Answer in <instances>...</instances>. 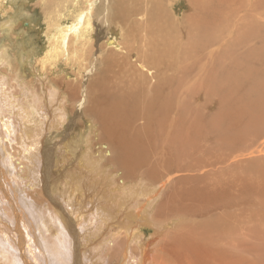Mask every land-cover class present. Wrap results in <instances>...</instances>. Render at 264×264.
Instances as JSON below:
<instances>
[{
  "label": "rangeland",
  "instance_id": "374dc122",
  "mask_svg": "<svg viewBox=\"0 0 264 264\" xmlns=\"http://www.w3.org/2000/svg\"><path fill=\"white\" fill-rule=\"evenodd\" d=\"M115 1H118L120 5L123 6V10H125V13L123 12V14L118 18L109 12L110 10L114 9L112 4ZM154 5L158 7V9H156L157 13L155 12V16L152 13V7L153 9L155 8ZM208 9H212V11L208 13ZM10 18L13 25L10 29H7L5 22L7 21L6 19L10 20ZM214 19L217 21L213 22ZM156 20L162 21L160 23L162 27L165 28V32L158 30ZM77 21L80 23V25ZM132 22H135V24L138 25L133 26L131 25ZM201 23H203V25ZM88 24L91 25L88 26ZM82 26L84 28H82ZM202 28L205 32L202 31ZM111 29L113 30L111 31ZM78 30L82 32V34L78 32ZM197 31L201 34L203 39L206 38V42L203 41L204 44L202 42H195L192 40L193 33H196ZM65 34L67 35V38ZM63 37H65V42H60ZM119 37L121 39H123V37L127 39L119 41ZM109 39L114 40V43L116 41V43L119 45L124 46H126V43L127 46L131 43L130 48L133 47L135 50L132 48L130 49L132 50V53L134 52L130 61L134 60V62L130 64L128 59L121 60L116 59L115 57L114 58L116 61L114 62L115 59L111 57L115 54L114 51H112V55H110L111 59L107 58L105 60L104 58L105 61H103L102 53L108 49L107 44ZM57 42H60V45H58ZM62 42L64 44L66 43V45H64ZM163 42L164 45H168V43L170 44L168 47L170 48L171 46V51L165 49L168 54L165 56V58H161L162 60L160 59L157 62L159 64L158 67L157 63L153 64L154 61L152 60L151 56L154 52L152 48L155 44H158V48L161 49L164 46ZM189 43L192 44L193 52L189 47V45H191ZM3 45L6 46V52L9 56L11 55L9 57L11 59L14 58L15 60L16 55L21 51L22 47L29 54L25 59L26 61L24 60V64H22V67L20 68L22 70V72H20L22 73L21 75H16L14 64H12L11 67L8 65H1L0 93L6 94L7 96L0 98V106L3 105L7 98L15 100V97L18 98L17 96H20L22 99H24L21 103L23 105L25 101H27L25 98L27 99L28 97L25 95L22 96V90L24 89L36 94L37 97L40 94L39 98H42L39 103L41 105L38 104V102L37 104L38 106L44 108L42 112L43 114L41 113L42 116L39 118V114L37 116L36 111L32 110L31 112L30 110V115L34 116V119L37 118L41 122L40 124L42 125V133H40L41 137L38 140H42L41 142L45 146L42 148V150H44V152L47 154L50 153L48 154V157L52 156V150L63 154L64 152L61 150L64 151V149L60 148V150L59 146L65 141V139L70 138L69 142L73 141L79 142L81 144L78 147L79 150L77 149L80 151L79 153L85 151V153H88L89 155L91 154V158H93L98 164L97 166L99 173L106 172L110 176L111 181H119V184L131 181L132 186H134L135 183V189H128L129 191L125 189L126 191L124 190V193L121 191V194L125 195L128 193L130 194L133 192V190H138V192L136 191L134 193H137V196L130 194L132 195L130 196L132 204H139L144 199V196H140V194H142V189L139 187L136 188L137 184L140 183L143 185H149L150 187L154 186V191L157 190L155 191L157 197L155 195V200L152 199V202L154 203L153 206L155 205V207L150 210L151 217H149V219L152 221V223H146L140 226V230L144 234L145 239L150 237L151 234H153V232L157 231L158 229L157 233H159V235H156L158 237H155L153 240V246H156L157 249L156 247H153L151 248L152 251L150 252V261L152 263L159 262L157 260V256L160 253L159 251L162 249L163 252L160 253L162 256L160 259L162 260V264H195L193 262L194 260L198 261V264H264V121L260 122L261 119H257L255 117L256 113L253 108H246L241 112V114L238 115V121L242 119V121L245 122L246 120L244 121L243 119L246 116L248 120L249 118L252 120L253 117L254 120H256L254 122L259 123H253L254 126L251 127L250 131L246 130L244 132L238 133L239 137L236 139L233 137L231 138V136H227L225 134V130L230 129L231 127H227L228 123L223 119V117H227V112H232L236 107L242 108L243 104L241 102L234 103L232 101L233 99H231V97L236 96L237 92L239 93L241 91L238 88L235 89V85H232L231 82H229L226 78H223L220 82L222 91L220 94L219 92L213 91L210 86V79L212 80L213 75H216L218 65L228 69L231 68L230 70H232V63L240 60V62H242L243 59L248 57L245 55L243 58H240V52L244 50L247 51L248 49L256 51L264 50V0H0V47H3ZM91 48L93 50H91ZM86 50H88V54ZM136 50L139 56L142 55L143 51V55L150 58L152 64H150V62H144L145 64L140 62L139 64H142L140 66L136 62V56H138L136 55ZM25 51H23V56H25ZM122 51H125V49ZM84 52H86V54ZM107 52L111 53V51ZM93 53H97L96 56L98 59H95ZM116 57L119 58L118 56ZM76 58L78 60H76ZM90 61L93 62V64ZM118 62L120 63V66L118 65ZM115 63L118 68L115 67ZM121 63L123 65L125 64V66H123ZM98 65H100V67ZM111 65L113 67H111ZM148 66H150V68H148ZM183 66L185 68L191 66V70L189 71L190 75L188 74L189 72L186 71L187 69H182ZM119 67L121 69H119ZM155 67H158V69ZM91 68H94L92 73L89 71ZM125 68L127 69L125 70ZM214 68H216V71ZM123 69L124 71H121ZM141 70L145 71L144 73L146 75H144V77H147L148 75L150 76H148V79H150L152 82H155L156 79V81L162 80L167 84L168 80H170V82H172V86L170 85V87H173L175 83H179L181 85L180 88H178L180 86L178 84L179 86L177 85V88L175 87L176 89L173 87L174 89L170 88L169 91L170 93H172L173 90L177 92L172 93L175 94V97L177 98L176 99L174 97L176 101L174 105L176 104V106L173 105L174 108H169L164 113L165 116L163 115V121L165 123L159 127L146 129L147 127L144 123H146L148 119L142 109L138 108V110L134 112L133 119H131L129 122L130 128L120 131L121 136L119 133L117 134L120 137L117 135H114V137L113 135L103 133L106 127L102 121L99 120L98 113L95 110L98 108L100 109V107H93V111H91L93 104H90V100H92L94 98L93 96L95 95L93 92H95L97 88L100 90L115 89V86H119L117 88H124V85H129L128 91H133L135 93V89L138 87V84H131L132 81L130 80L132 77H130L131 75L129 74L131 73L134 77L135 73V78H137L141 75ZM86 71H88V74H86ZM120 72L123 76H125L123 79V76L121 77ZM90 74H93V77ZM88 75L89 77H87ZM2 76H7V79L5 80V78ZM164 78L166 79L165 81L163 80ZM174 78H176L175 81ZM184 78L187 80L186 82H184ZM12 79L15 80L13 81ZM90 80L93 82L89 83ZM143 80L145 81L146 79ZM63 81H66L67 83ZM82 81H85L86 83H83ZM181 81L183 84H181ZM21 83L23 86H21ZM69 84H72V88L69 86ZM227 84H229L230 87V90L228 91L226 88ZM76 85H78L77 89ZM83 85L85 89L83 88ZM50 86L51 88L55 87L54 89L56 91L51 89ZM167 86L169 85L167 84ZM249 86L247 87L246 85L245 90L246 88L250 89L252 87V85L250 87ZM44 87H47L48 89H51L55 92L52 96L50 94L51 97H48V99H52L54 96V100L56 102L60 101L61 105L63 104V111L59 110V112L57 110L54 111V114H47L51 99H49V101L46 99L47 97L45 96H48V93L50 92H47L48 89ZM65 88L70 90L67 91ZM82 88L85 91H82ZM19 89L22 90L20 91ZM78 90L80 92H78ZM223 90L225 92H223ZM139 91L140 89H138L137 92ZM66 92L67 94H65ZM69 92L71 94H68ZM180 92L185 93L182 94ZM42 93L46 94L43 95ZM10 94L15 96H10ZM73 94H75V97H73ZM66 95H70L71 100L69 99L70 97ZM78 95H80V99H77L80 100L78 101L81 104L75 101V98L78 97ZM84 95H89V103H86L87 98H84ZM120 96L126 95L123 93ZM183 100H186V102ZM55 101L52 99L51 102L56 105ZM74 101L76 102L75 105ZM84 102L88 105V108L90 107L89 110L87 109V111L86 108H82ZM70 103H73L72 105L75 107L70 105ZM179 105H186V108L181 109ZM79 106L81 107L79 108ZM55 107L56 106H53V108ZM230 107L232 108V111H230ZM120 109L122 110V108ZM180 110H187L186 113L188 117L197 118V120L187 126L189 131H184V133H189L188 141L185 144L186 147H184V145L179 146L172 141H167V134H169L170 131L171 133L174 132V124L180 120H183L182 116H179L181 115L179 114L181 112ZM85 111L87 113H84ZM124 112L129 111L127 109ZM58 114L60 115L58 116ZM112 116L114 115H110L109 117L114 119ZM52 117L54 118V120L52 119L53 121L51 120ZM60 117L64 121H60ZM119 117L124 118L123 116H118L115 119L121 120ZM60 124H62V126ZM113 125L114 121H112L111 129L113 128ZM45 126L49 128L47 129ZM138 128L143 129L145 136H143L141 132L136 131ZM156 128L157 130H155ZM93 129L95 131H93ZM149 130L150 132H148ZM226 131L233 132L231 129ZM235 131L236 130H234V132ZM135 132L137 134L136 138L140 140L141 153L143 156H127V159H138L137 161L139 162H133L128 159L129 164L133 165V167L131 168L132 171L130 174L126 176L125 166L122 164L123 162H120L117 158L118 155L115 154V145L121 144L112 139L121 138V140H125L127 142L130 137L134 136ZM122 133L129 134V138L127 134L123 137L124 134ZM104 134L107 135L104 137ZM8 138L6 137L3 139L0 133V168L2 170L4 169L3 177L10 170L8 169L6 171L5 169L9 166L5 163L8 162L6 160V153L10 152V149L12 153L11 155H14V157L18 159L21 158V161H23V157L27 155V151L23 150L24 146H21L23 140L20 139V137L15 136L14 142H12V140L9 142L10 138L7 140ZM2 140L8 141V144L6 142L3 144ZM9 143L11 144L10 147ZM100 144L102 147H100ZM103 145L105 147H103ZM3 148H6L7 152H5ZM104 148L108 152L103 151L105 150ZM102 152H106L104 153L105 155ZM112 152H114L113 154L115 155H113ZM93 155L95 157H93ZM57 157H59V155H57ZM67 158L69 159L70 156ZM43 159L45 160V158ZM52 159L54 160V158ZM4 160L6 161L4 162ZM62 161L64 162V160L61 158L59 162ZM68 162L71 163V160ZM68 162L66 160L65 164H69ZM37 163L40 162H35V165L38 166ZM73 165H77V160L73 163ZM59 166H61V164L56 165V169L58 171L60 170ZM218 174L221 175L219 177L222 178L218 179ZM100 175L98 174L97 177H100ZM102 177L104 178L103 180H105V174H103ZM59 178L64 180L62 176ZM16 179L18 180L19 178ZM119 179L122 180L121 183ZM19 181L20 183H13V185L18 190L17 193L16 191L12 190L14 189V186L8 184V182L5 184L4 190L0 188V233L3 234V236L0 234V237L2 239L4 238V241L0 240V242L4 246L5 250L9 251V243L14 246V244L23 240V245L18 244V246H14L15 248H13L12 251L15 252L16 255V264H61L62 260V264H66L65 261L68 256L74 255H77L80 263L83 264H128L127 261L121 262L123 252H126L128 255H130V252H136L134 250H136L137 246L134 241L120 232L119 233L121 235H119L118 243L113 245L110 240L114 238V234L116 232L115 225L111 227L110 231H108V228L103 227V229L106 230V233H103V235L99 239L95 240V242H93L94 240L92 241L88 236L82 237L81 235V237L78 238L76 236L71 237V234L73 233L72 227L76 228V231L82 234L83 229L81 230V228L84 226V224H81L82 226H80L78 225L80 224V221L78 224H73V221L69 220L71 218H75L76 214L78 213L77 209L75 210L74 207H71L69 198H67V202L51 190L44 192L45 194H43L42 191L41 193H34L33 191L37 190L38 186H36V188L34 186L26 187V185L23 186L24 182L21 183L20 179L18 182ZM183 181L185 183H183ZM231 181L233 183H231ZM166 182L169 184H166ZM204 183L208 184L206 186L207 188L203 186ZM165 184L168 186L166 187ZM195 189L201 190L196 191ZM204 189L207 193L204 192ZM117 192L120 191L118 190ZM222 193L226 196H222ZM63 195L66 196L65 193ZM235 195L237 197H235ZM36 196L38 198L41 197L45 199L44 201L48 202L50 205L51 203L54 205L53 202L50 203V201H53L54 199L59 204L61 208L60 211L62 210V213H59V218L55 217L56 219H51L52 216H50V214L53 213L51 215H54V207L51 205V209H49L50 207L47 208L49 204L45 205V202H43L45 206L41 204L39 205V201L37 202ZM191 197L196 198L197 202ZM219 197L220 199L217 200ZM106 198L108 201L110 200V197H104L100 201V207H102L101 212L103 214L109 213L108 203H105L107 200ZM156 198L158 200H156ZM34 200L36 203H34ZM157 202H159L160 205ZM137 205L134 206L136 207ZM26 206L31 209H28ZM92 207L94 206H91V208ZM69 212L71 214H69ZM218 213L220 214L221 218L223 217V220L221 219L222 221L220 220ZM152 217H154V219ZM17 218H20L21 220ZM224 221H227L225 225L223 223ZM219 223H222L223 225L221 224L220 226ZM230 223L233 224L235 228L231 226ZM19 224L21 226H19ZM222 226H227L228 229L225 227L223 228ZM217 228L219 229L217 230ZM84 229H86V227H84ZM91 232H96L97 235L98 233H102V230L100 231L94 227L91 229ZM5 233H7V235ZM179 233H185L184 236L190 234L192 237H202L205 241L207 249L206 252H204V254H199V256L197 255L196 259L195 257H190L191 259L187 258L188 260L178 259L179 261L177 260V263H175L173 252H170L167 247L171 246L174 248V243L171 241V238L172 236H178ZM57 234L61 235L62 245L58 244L56 241ZM93 238L95 239V237ZM162 242L166 244L165 249L161 247V245H163L161 244ZM5 250H3L0 246V264L7 263V260L3 257L4 254L7 255ZM113 251L116 256L114 255ZM128 255L126 256V259L129 258ZM3 260H6V263Z\"/></svg>",
  "mask_w": 264,
  "mask_h": 264
},
{
  "label": "bare ground",
  "instance_id": "6f19581e",
  "mask_svg": "<svg viewBox=\"0 0 264 264\" xmlns=\"http://www.w3.org/2000/svg\"><path fill=\"white\" fill-rule=\"evenodd\" d=\"M93 1V0H92ZM92 5V4H91ZM94 5V4H93ZM155 6V5H154ZM112 7L114 9L110 10L109 12L111 14H113L116 18H118L119 16H121L123 14V12L125 13V10H123V6L120 5V3L118 1H115L113 2L112 4ZM91 8V7H90ZM89 9V8H87ZM158 7L155 6V8L153 9L152 7V13L153 15L155 16V12L157 13V10ZM93 10V8H92ZM95 10V9H94ZM155 10V11H154ZM207 10V9H206ZM79 11V10H78ZM212 11V9H208V13ZM79 13V12H78ZM81 13H82V10H81ZM81 16V15H80ZM125 16V15H124ZM207 17V16H206ZM82 19V18H81ZM7 21L5 22L6 24V28L7 29H10L13 25L12 21H11V18L10 20L9 19H6ZM80 20V18H79ZM94 20V19H93ZM92 20V22H93ZM96 20V19H95ZM137 20V19H136ZM139 21V20H138ZM137 21V23H138ZM204 21V20H203ZM209 21V20H208ZM217 21L216 19H214L213 22ZM78 22V21H77ZM162 21L160 20H156V25L158 30H161V31H164L165 32V28L162 27L161 23ZM79 23V22H78ZM210 23V22H209ZM4 24V23H3ZM97 24V23H96ZM105 24V22H104ZM139 24V23H138ZM138 24H135V22L131 25L133 26H137ZM203 25V23H201ZM212 24V23H211ZM217 24V22H216ZM214 24V25H216ZM74 25V24H73ZM76 25V24H75ZM80 25V23H79ZM91 25V24H88V26ZM167 25V24H166ZM214 25H211V26H214ZM87 26V25H86ZM72 27V25H71ZM91 27V26H90ZM166 27V26H165ZM203 27V26H202ZM67 28H70V27H67ZM82 28H84L82 26ZM98 28V27H97ZM169 28V27H168ZM75 29V28H74ZM77 29V27H76ZM80 29V27H79ZM51 30V29H50ZM56 30V29H55ZM54 30V31H55ZM64 30V29H63ZM71 30V29H69ZM88 30V29H87ZM93 30V29H92ZM113 29H111L112 31ZM167 30V28H166ZM59 31V30H58ZM67 31V30H65ZM76 31V30H74ZM73 31V32H74ZM119 31V30H118ZM201 31V30H200ZM202 31L205 32L202 28ZM70 32V31H69ZM78 32H80L78 30ZM114 32V31H113ZM117 32V30H116ZM120 32V31H119ZM123 32V31H122ZM121 32V33H122ZM62 33V32H61ZM60 33V35H61ZM66 33V32H65ZM82 34V32H80ZM109 33V32H108ZM111 33V32H110ZM168 33V32H167ZM63 34V33H62ZM80 34V35H81ZM126 34V33H125ZM66 35V34H65ZM109 35V34H108ZM203 35V34H202ZM82 36V35H81ZM111 36V34H110ZM109 36V37H110ZM115 36V35H114ZM120 36V34H119ZM124 36V35H123ZM60 37V36H59ZM66 38H67V35H66ZM115 38V37H114ZM120 38V37H119ZM58 39H61V38H58ZM112 39V38H111ZM123 39H127V38H124ZM123 39L120 38L119 41H122ZM202 36L201 34L197 31L196 33H193L192 35V40L195 41V42H202L204 44V42H206V38H204L202 40ZM54 40V39H52ZM107 40V39H106ZM110 40V39H109ZM108 40V49L102 53V59L103 61H105L107 58H110V55H112V51H114V55L111 56V57H115L116 59H121V60H129V63L131 64L133 61H130L133 53H132V50H130L131 48L133 49V47L130 48L131 46V43L128 44L127 46V43H126V46L124 45H119L118 43H114V40ZM130 40V38H129ZM170 40V39H168ZM172 40V39H171ZM63 41L65 42V37H63L60 42ZM128 41V40H127ZM204 41V42H203ZM59 42V43H60ZM62 42V43H63ZM113 42V43H112ZM118 42V40H117ZM130 42V41H129ZM58 43V42H57ZM58 43V45H60ZM111 43V44H110ZM64 44V43H63ZM62 44V45H63ZM89 44V43H88ZM122 44V43H121ZM191 44V43H189ZM2 45V44H1ZM55 45V44H54ZM66 45V43L64 44ZM86 45V44H85ZM163 45H164V42H163ZM168 45H170L168 43ZM168 45H164L161 49L158 48V44H155L153 46V52L152 53V60L154 61L153 64H156L161 58H165V56L168 54V52L166 50H169L171 51V46L170 48L168 47ZM63 47V46H62ZM61 47V49H62ZM83 47V46H82ZM99 47V45H98ZM189 47L192 49V44L189 45ZM64 48V47H63ZM73 48V47H72ZM97 48V47H96ZM100 48V47H99ZM6 46L3 45V47H0V67L1 65H8V66H12V64L15 65V73L16 75L18 74H22L20 72H22V70L20 69L22 67V64H24V60L26 59V57L28 56L29 53H27L24 48L22 47L21 51L16 55L15 57V60L14 58H9L10 56L7 54L6 52ZM58 49V47H57ZM56 49V50H57ZM76 49V48H75ZM83 49V48H81ZM86 49V48H85ZM84 49V50H85ZM104 49H105V46H104ZM103 49V50H104ZM125 51H122L124 50ZM166 49V50H165ZM72 50V49H71ZM80 50V49H78ZM90 50V49H89ZM91 50H93L91 48ZM90 50V51H91ZM102 50V51H103ZM135 50V48L133 49ZM142 50V49H141ZM23 51L24 52V55L23 56ZM73 51V50H72ZM87 51V54H88V50ZM99 51V50H98ZM107 51H111V53L107 52ZM139 51V50H138ZM152 51V50H151ZM161 51H162V54H161ZM193 52V49L191 50ZM18 52V51H17ZM53 52V51H52ZM77 52V50H76ZM82 52V51H81ZM136 52V56L137 59H136V62L139 64L140 62L145 64L147 62H150L151 63V60L150 58L148 57H145V55H143V51H142V55L139 56V54H137V50L135 51ZM86 54V52H84ZM139 53V52H138ZM145 53V52H144ZM49 54V53H48ZM48 54H45V55H48ZM53 54V53H52ZM74 54V53H73ZM78 54V53H77ZM80 54V53H79ZM94 54V53H93ZM97 53L94 54L95 56V59L97 58L96 56ZM193 54V53H192ZM191 54V55H192ZM239 57L240 58H243L245 55L248 56L247 58L243 59L242 62L240 61H235L234 63L231 64V67H232V70L228 69V68H224L223 66H217V71H216V68L215 71L217 72L216 75H213V79L211 80L210 79V86L212 88L213 91H216V92H219V94L222 92L221 91V87H220V82L223 78H226L229 82H231L232 85H235V89H239L241 92H237L236 96L234 97H231V99H233L232 101L234 103L236 102H241L243 104L242 108H239V107H236L235 109H233L232 111V108L230 107V111L232 112H227V117H223L224 120L227 121L228 123V126L227 127H231L230 129L233 130L232 131H226V130H230V129H226L225 130V134L227 136H231V138H238L239 137V134L240 132H244L246 130L250 131L251 127H253V123H259V122H254L256 120H254V118L252 117V120H249L247 119V117L245 116V118L243 119L245 122L242 121V119H240L238 121V118H239V114H241V112L243 110H245L246 108H253L255 110V113H256V118L257 119H261L260 122H263L264 121V50H251V49H248L247 51H242L239 53ZM63 55V54H62ZM92 55V54H91ZM90 55V57H91ZM101 55V54H100ZM84 56V55H83ZM116 56H118L119 58H117ZM75 57V56H73ZM81 57V56H80ZM135 57V58H136ZM49 58V57H48ZM87 58V57H86ZM85 58V59H86ZM105 58V60H104ZM114 58V59H115ZM134 58V59H135ZM94 59V58H93ZM98 59V58H97ZM111 59V58H110ZM116 59L114 60V62L116 61ZM161 59V60H162ZM76 60H78L76 58ZM83 60V59H82ZM91 60V59H90ZM100 60V58H99ZM113 60V59H112ZM15 61V62H14ZM26 61V60H25ZM75 61V59H74ZM81 61V60H80ZM94 61V60H93ZM108 61H111V60H108ZM13 62V63H12ZM91 62V61H90ZM98 62V61H97ZM122 62V61H121ZM145 62V63H144ZM161 62V61H160ZM78 63V62H77ZM93 64V62H91ZM107 63V62H106ZM74 64V63H72ZM90 64V65H92ZM100 64V63H99ZM109 64V63H108ZM112 64V63H111ZM114 64V63H113ZM122 64V63H121ZM128 64V65H130ZM135 64V63H134ZM95 65V64H94ZM93 65V66H94ZM116 65V63H115ZM114 65V66H115ZM118 65L120 66V63L118 62ZM123 65V64H122ZM133 65V64H132ZM140 65V64H139ZM142 65V64H141ZM140 65V66H141ZM149 65V63H148ZM158 67H159V64L157 63ZM100 67V65H98ZM110 66V65H109ZM125 66V64L123 65ZM122 66V68H123ZM111 67H113L111 65ZM115 67L118 68V66L116 65ZM143 67V66H142ZM147 67V66H146ZM158 67L156 69H158ZM191 66H189L188 68H185L183 66V70H186L187 72H189L191 69H190ZM82 68V67H81ZM96 68V66H95ZM134 68V67H133ZM148 68H150V66H148ZM193 68V67H192ZM2 69V68H1ZM119 69H121L119 67ZM127 68H125L126 70ZM135 69V68H134ZM160 69V68H159ZM86 70V69H85ZM89 70V69H88ZM94 71V68H91L89 71H91V73ZM138 70V69H136ZM149 70V69H148ZM151 71H153L152 69H150ZM115 71V70H114ZM121 71H124L121 70ZM129 71V69H128ZM132 71V69H131ZM135 71V70H134ZM142 73L140 76H138L137 78H135V73H134V77L133 75L130 73H128L129 75H131L130 77L134 78L130 81L131 84L135 85V84H138V87L135 89V93L133 91H128L129 89V85L125 86L124 85V88L122 90V88H117L119 86H115V89H104V90H100V89H96L95 92H93L94 94V98L91 101L90 104H93L91 109L94 107H100V109H95L98 113V116H99V120L102 121V123L105 125V131L103 133H107L108 135H117L118 133L120 134L121 136V133L120 131L122 130H127L128 128H130V120L133 119V116H134V112L138 110V108L142 109V111L144 112L145 116L147 117L148 119V124L147 122L144 123L146 125V129L148 128H154V127H159L161 126L162 124H164L165 122L163 121V115L164 113L169 109V108H174V106H176V104L174 105V103L176 102L174 97H175V94H172V93H177L173 90L172 93H170V88L174 89L178 84L173 83V87H170V85L172 86V82H170V80H168L167 84L169 86H167L166 82H163L162 80L161 81H156L155 79V82H152L150 79H148V76L144 77V75H146L144 72V70H141ZM87 72V73H86ZM85 73L88 74V71H86ZM137 72V71H135ZM164 72V71H163ZM167 72V71H166ZM185 72V71H184ZM124 73V72H123ZM147 73V72H146ZM219 73V75H218ZM1 74V73H0ZM73 74V73H72ZM103 74V73H102ZM121 74V72H120ZM150 74V73H149ZM187 74V73H186ZM190 75V72L188 73ZM215 74V73H214ZM3 75V74H2ZM5 75V74H4ZM83 75V73H82ZM91 76L93 74H90ZM127 75V74H126ZM137 75V74H136ZM152 75V74H151ZM123 75L121 74V77ZM182 76V75H181ZM3 78H5V80L7 79V76H2ZM11 77V76H10ZM14 77V76H13ZM83 77V76H82ZM85 77V76H84ZM89 77V75L87 76ZM93 77V76H92ZM120 77V78H121ZM125 76L122 77V79L124 78ZM129 77V78H130ZM150 77V76H149ZM158 77V76H157ZM183 77V76H182ZM181 77V78H182ZM42 78V77H41ZM91 78V77H90ZM97 78V77H96ZM152 78V77H151ZM163 78V77H162ZM60 79V78H59ZM64 79V78H63ZM78 79V77H77ZM80 79V78H79ZM93 79V78H92ZM126 79V78H125ZM143 79H146L145 81ZM169 79V78H168ZM180 79V78H178ZM13 80V79H12ZM15 80V79H14ZM13 80V81H14ZM19 80V79H18ZM56 80V79H55ZM120 80V79H119ZM164 81L166 80L165 78L163 79ZM176 80V78H174V81ZM182 80V79H181ZM76 81V79H75ZM80 81V80H79ZM87 81V80H86ZM173 81V80H172ZM187 80H185L184 78V82H186ZM4 82V81H3ZM43 82V81H42ZM56 82V81H55ZM63 82H66V81H63ZM71 82V81H70ZM69 82V83H70ZM83 82V81H82ZM85 82V81H84ZM83 82V83H84ZM90 82H93V81H89ZM120 82V81H119ZM118 82V83H119ZM128 82V81H127ZM182 82V81H181ZM180 82V83H181ZM19 83V82H18ZM17 83V84H18ZM48 83V82H47ZM67 83V82H66ZM86 83V82H85ZM116 83V82H115ZM114 83V84H115ZM121 83V82H120ZM140 83V84H139ZM35 84V83H34ZM77 84H78V81H77ZM88 84V83H87ZM95 84V83H93ZM183 84V82L181 83ZM252 85V87L249 89V88H246L245 90V86L247 85V87L249 85ZM50 85V84H49ZM72 85V84H71ZM69 84V86L72 88ZM82 85V84H81ZM118 85V84H117ZM180 85V84H179ZM178 85V86H179ZM250 85V86H251ZM0 86H1V83H0ZM8 86V85H7ZM21 86L22 83H21ZM52 86V85H51ZM50 86V88H51ZM66 86V85H65ZM77 86L76 85V89H77ZM80 86V85H79ZM91 86V85H90ZM249 86V87H250ZM49 87V86H47ZM47 87H44V88H47ZM53 87V86H52ZM181 85L178 87L180 88ZM185 87V86H184ZM18 88V87H17ZM24 88V87H23ZM55 88V87H54ZM54 88H51L53 90H55ZM57 88V87H56ZM61 88V87H60ZM74 88V87H73ZM79 88V87H78ZM83 88L85 89L84 85H83ZM82 88V91L84 90ZM177 88V87H176ZM175 88V89H176ZM227 91L230 90V87H229V84H227ZM2 89V88H1ZM48 89V88H47ZM51 89H48L47 92H50L48 93V96H45L47 97L46 99H48V97H51L55 92ZM66 90L68 88H65ZM64 89V90H65ZM75 89V88H74ZM73 89V90H74ZM75 89V90H76ZM133 89V88H132ZM138 89H140L139 92ZM171 89V90H172ZM3 90V89H2ZM20 90V89H19ZM22 90V89H21ZM20 90V91H21ZM25 90V89H24ZM22 90V96H28L27 99L25 98V103L22 105V97L20 96H17L18 98L15 97V100L13 99H9L7 98L3 105L0 106V122H1V137L4 139V138H9L7 140H9V142L12 140V142H14V138L15 136H18L20 137V139L23 140V143H21L22 145L21 146H24L23 150H26L27 151V155L24 156L22 159L23 161H21V158H15L14 155H11V149H10V152L6 153V160L8 162H6L5 164H8L9 166L6 169V171L8 169L9 170V174H5L4 177H3V173H4V169L2 170L0 168V188L4 190V186L5 184H11L13 185L14 182H16V178H19L21 180V183H23V186L26 185V187L28 186H34L36 188V186H38V189L37 190H34L33 192L34 193H41V191L43 192V194H45L44 192H47L48 190H51L52 192L56 193V195H58L59 197L63 198L65 201L68 202V199L69 198V202H71V207H74V209L78 210V213L76 214L75 218H71L69 220L73 221V224H78L79 221H80V226H82L81 224H84V226H82L81 230L83 229V233L80 234L78 233V231H76V228L72 227V231L73 233L71 234V237H84V236H88L90 237V239L95 242V240L99 239L103 233H106V230L103 229L104 228H108L110 231L111 227L113 225H115L116 227V232L114 234V238H112V240H110V242L113 243V245L117 244L118 243V238H119V235L121 234H124L126 235L127 237H129L132 241H134V243L136 244V252L134 253H131L130 252V255H128L126 252H123V256L121 258V262L123 261H127L128 264H162V260H160L162 258L161 254L163 251L162 249L159 251L160 253L158 254L157 256V260L159 261L158 263H152L150 260V252L152 251L151 248H153L154 246V243H153V240L154 238L158 237L156 235H159V233H157V231L153 232V234H151L150 237L146 238L145 239V236L144 234L141 232L140 230V226L141 225H144L146 223H152V221L149 219L150 214H151V211L153 207H155V205L153 206V202H152V199L155 200V190L153 189V187L149 186V185H143V184H137L136 185V188L139 187L140 189H142V194H140V196H144V199L143 201L140 202L141 203H137V204H132L131 203V197L132 195H135L137 196L136 194H134L136 191L138 192V190L136 189L135 191L133 190V192H131L130 195L129 193L128 194H121V191L124 193V190L125 189H135V183H134V186H132V182L131 181H128V182H123V184H119V181H111V178L110 176L105 172H101L99 173L98 171V164L95 162V160L93 158H91V154L89 155L88 153H85V151H82L81 153H79L80 151H78V147L81 145L79 142H69L70 138L68 139H65V141L63 143L60 144L59 146V149H64L61 150L62 152H64L63 154L62 153H57V151H53L52 150V156H49L48 157V154L50 153H45L44 150H42V148H44V144L39 141L38 139L41 137L40 136V133H42V125L40 124L41 122L35 118L34 119V116H31L30 115V110L32 112V110L36 111L37 112V116L39 114V118H41L40 116L41 113L43 112L44 108L41 107V106H38V104H40V100L41 98H39V95L38 97L36 96V94H33L31 92H29L28 90ZM45 90V89H44ZM61 90V89H60ZM65 90V91H66ZM70 90V89H69ZM67 90V91H69ZM122 90V91H121ZM178 90V89H177ZM13 91V90H12ZM35 91V90H34ZM56 91V90H55ZM85 91V90H84ZM93 91V90H92ZM238 91V90H237ZM5 92V91H4ZM14 92V91H13ZM63 92V91H62ZM72 92V91H71ZM78 92H80L78 90ZM77 92V93H78ZM223 92H225L223 90ZM8 93V92H7ZM38 93V92H37ZM60 93V91H59ZM64 93V92H63ZM73 93V92H72ZM84 93V92H83ZM125 94L126 96H120L122 94ZM182 93V92H180ZM185 93V92H183ZM182 93V94H183ZM242 93V95H241ZM20 94V93H19ZM43 95H45L44 93H42ZM51 94V96H50ZM67 94V92L65 93ZM68 94H71L70 92ZM80 94V93H79ZM89 94V92H88ZM119 94V96H118ZM187 94V93H186ZM229 94V92H228ZM18 95V94H17ZM75 94H73V97ZM174 95V96H173ZM181 95V94H180ZM222 95V94H221ZM227 95V93H226ZM5 96H7L6 94H2L0 93V98H4ZM10 96H15V95H12L10 94ZM60 96H61V93H60ZM63 96V95H62ZM65 96V95H64ZM68 97H70V95H66ZM80 95H78V97H76L74 100L77 101L79 103V97ZM92 96V95H90ZM44 98V97H43ZM79 98V99H77ZM84 98H87V102L86 103H89V95H84ZM91 98V97H90ZM176 98V97H175ZM45 99V100H46ZM51 99V98H49ZM48 99V101H49ZM53 101H55V97L53 96L52 97ZM52 99L50 100V105L48 107V110H47V114L51 115L54 114V111H63L64 110V107L63 104L61 105L60 101H55L56 102V105L53 104ZM63 99V98H62ZM71 100V97L69 98ZM177 99V98H176ZM181 99V98H179ZM216 99V98H215ZM230 99V98H229ZM2 100V99H1ZM79 100V101H78ZM217 100V99H216ZM43 101V100H42ZM73 101V100H72ZM74 101V105H75V102ZM181 101V100H179ZM186 102V100H183ZM182 101V102H183ZM188 101V100H187ZM38 102V104H37ZM44 102V101H43ZM71 102V101H70ZM45 103V102H44ZM48 103V104H49ZM63 103V101H62ZM83 103V102H82ZM184 103V102H183ZM189 103V102H187ZM73 104V103H72ZM70 103V105H72ZM81 104V103H79ZM41 105V104H40ZM72 105V106H74ZM174 105V106H173ZM189 105V104H188ZM187 105V106H188ZM43 106V105H42ZM53 106H56L55 108H53ZM78 106V105H76ZM47 107V106H46ZM45 107V108H46ZM75 107V106H74ZM81 106H79L80 108ZM179 107L181 109H184L186 108V105H179ZM53 108V109H52ZM78 108V107H77ZM82 108H86V111L87 109L89 110L88 108V105L83 104ZM122 108V110L120 109ZM250 108V109H251ZM75 109V108H74ZM128 109L129 112H124ZM84 110V109H83ZM178 110V109H177ZM59 111V112H60ZM78 111V110H77ZM84 112V113H87V112ZM93 111V109L91 110ZM181 111V110H180ZM229 111V110H228ZM239 111V112H238ZM36 112H35V115H36ZM90 112V111H89ZM175 112V110H174ZM178 112V111H177ZM187 110H182L179 114V116H182L183 120H180L178 122H176L174 124L173 127L174 128V132L167 134V141H172L173 143L179 145V146H185V144L187 143L188 141V135L189 133H184V131H189V129L187 128V126L194 122L195 120H197L196 117H188L187 116ZM191 112V111H190ZM79 113V112H78ZM34 114V113H33ZM43 114V113H42ZM82 114V113H81ZM125 116H124V115ZM137 114V113H135ZM200 114V113H199ZM60 114H58L59 116ZM110 115H114L112 116L114 119H111L109 116ZM117 115V116H116ZM193 115H194V112H193ZM196 115V113H195ZM47 116V115H46ZM63 116V115H61ZM90 116V115H88ZM118 116H123L124 118H120L121 120H116L115 118H117ZM141 116V115H140ZM165 116V115H164ZM36 117V116H35ZM55 117V116H54ZM84 117V116H83ZM86 117V115H85ZM93 117V116H92ZM94 118V117H93ZM137 118V117H136ZM141 118V117H139ZM54 120V118L52 117L51 120ZM77 119V118H76ZM146 119V120H147ZM49 120V119H48ZM52 120V121H53ZM61 117H60V121H61ZM79 120V119H78ZM86 120V119H85ZM96 120V119H95ZM50 121V122H52ZM56 121V120H55ZM59 121V120H58ZM64 121V120H62ZM112 121H114V125H113V128L111 129V126H112ZM167 121V120H166ZM174 121H177V120H174ZM204 121V120H203ZM251 121V122H250ZM87 122V121H86ZM208 122V121H207ZM63 123V122H62ZM91 123V122H90ZM100 123V124H102ZM238 123V124H237ZM58 124V123H57ZM45 125V124H44ZM62 126V124H60ZM59 125V126H60ZM71 125V124H70ZM90 125V124H89ZM168 125V124H167ZM200 125V124H199ZM258 125V124H257ZM49 126V125H48ZM51 126V125H50ZM60 126V127H61ZM64 126V125H63ZM93 126V125H92ZM102 126V125H101ZM166 126V125H165ZM221 126V125H220ZM47 126H45L46 128ZM58 127V126H56ZM56 127H55V130H56ZM69 127V126H67ZM91 127V126H89ZM133 127V126H132ZM138 127V126H137ZM202 127V126H201ZM49 127H47L48 129ZM54 128V127H53ZM62 128V127H61ZM60 128V129H61ZM88 128V127H86ZM143 128V127H142ZM140 129L138 128L136 131L137 132H141L143 136H145L144 134V131L143 129ZM162 128V127H161ZM166 128V127H165ZM169 128H170V125H169ZM51 129V128H50ZM150 129V130H151ZM163 129V128H162ZM255 129V128H254ZM41 130V132H40ZM88 130V129H87ZM92 130V129H91ZM104 130V129H103ZM150 130L148 132H150ZM157 130V128L155 129ZM165 130V129H164ZM224 130V129H223ZM234 130H236L234 132ZM256 130V129H255ZM253 130V131H255ZM58 131V130H57ZM67 131V130H66ZM93 131H95L93 129ZM124 132V131H123ZM158 132V131H157ZM156 132V133H157ZM44 133V132H43ZM72 133V132H71ZM79 133V132H78ZM147 133V132H146ZM252 133V132H251ZM255 133V132H254ZM45 134V133H44ZM50 134V133H49ZM66 134V133H65ZM87 134V132H86ZM92 134V133H91ZM106 134V135H107ZM124 134L123 137L127 134L125 133H122ZM46 135V134H45ZM70 135V134H69ZM79 135V134H77ZM83 135V133H82ZM94 135V134H92ZM104 134V137L106 136ZM128 135V138H129V134ZM49 136V135H48ZM97 136V135H96ZM119 136V135H117ZM119 136V137H120ZM140 136V135H139ZM152 136H153V133H152ZM115 137V136H114ZM122 137V138H123ZM137 137V134L135 132L134 136L130 137L128 139V141L126 142L125 140H121L120 139H112V140H116V142H119L121 145H115V154L118 155V159L120 162H123L122 164L125 166V175L128 176L130 174V172L132 171L131 168L133 167V165H130L129 164V161L127 159V156H130V155H135V156H143L142 153H141V147H140V140ZM193 137V136H192ZM36 138V139H34ZM43 138V137H42ZM72 139V138H71ZM109 139V138H108ZM124 139V138H123ZM143 139V138H141ZM230 139V138H229ZM75 140V139H73ZM92 140V139H91ZM105 140V139H104ZM111 140V139H110ZM145 140V138H144ZM218 140V139H217ZM238 140V139H237ZM3 141V140H2ZM68 141V142H67ZM100 141V140H99ZM102 141V140H101ZM4 142H6L8 144V141H3L2 143L4 144ZM81 142V141H80ZM97 142V141H96ZM104 142V141H102ZM106 142V140H105ZM109 142V141H108ZM1 143V144H2ZM207 143V142H206ZM13 144V143H12ZM88 144V143H86ZM107 144V143H106ZM113 144V143H112ZM110 144V145H112ZM10 143H9V147H10ZM147 145V144H146ZM14 146V144H13ZM5 147V146H3ZM100 147L101 144H100ZM103 147H105L103 145ZM107 147V145H106ZM109 147V146H108ZM231 147V146H230ZM8 148V147H7ZM22 148V147H21ZM57 148V147H56ZM113 148V146H112ZM174 148V147H173ZM178 148V147H177ZM229 148V147H228ZM4 149V148H3ZM58 149V150H59ZM78 149V150H77ZM84 149H88V148H84ZM105 149V148H104ZM231 149V148H230ZM94 150V148H93ZM99 150V149H98ZM175 150V149H174ZM232 150V149H231ZM5 152L6 151V148L4 149ZM9 151V150H8ZM103 151H107L106 149L103 150ZM165 151V150H164ZM233 151V150H232ZM231 151V152H232ZM4 152V153H5ZM48 152V151H46ZM89 152V151H88ZM108 152V151H107ZM176 152V151H175ZM96 153V152H95ZM103 154L106 153V152H102ZM114 152H112L113 154ZM180 153V152H179ZM113 154V155H115ZM185 154V153H184ZM57 155H59V157H57ZM105 155V154H104ZM112 155V156H113ZM62 156V157H60ZM70 156V158L68 159L67 157ZM96 156V154H95ZM93 155V157H95ZM99 156V155H98ZM151 156V155H150ZM15 158V159H14ZM45 158V160L43 159ZM54 158V160L52 159ZM63 159L64 162H59L60 159ZM18 159V160H16ZM96 159V158H95ZM4 160V162L6 161ZM40 162V163H37V165H35V162L36 161ZM71 160V163L68 162L69 164H65V162ZM77 160V165H73V163ZM131 160V159H129ZM138 160V159H137ZM137 160H131L133 162H136ZM99 161V160H98ZM97 161V162H98ZM201 161V160H200ZM54 162V163H52ZM139 162V161H137ZM211 162V161H210ZM216 162V161H215ZM104 163V162H103ZM185 163V162H184ZM197 163V162H196ZM202 163V162H201ZM217 163V162H216ZM61 164L60 167V170L58 171L56 169V165H59ZM119 164V163H118ZM139 164V163H138ZM142 164V163H141ZM210 164V163H209ZM4 165V164H3ZM155 165V163H154ZM178 165V164H177ZM185 165V164H183ZM197 165V164H196ZM139 166V165H137ZM180 166V165H178ZM188 166V165H187ZM192 166V165H190ZM77 167V168H75ZM147 167V166H146ZM182 167V166H181ZM203 167V165H202ZM3 168V167H2ZM140 168V167H139ZM184 168V167H183ZM219 168V167H218ZM81 169V170H80ZM230 169V168H229ZM102 170V169H100ZM135 170V168H134ZM218 170V169H217ZM118 171V170H117ZM177 171V170H176ZM135 172V171H133ZM233 172V171H232ZM117 173V172H116ZM191 173V172H190ZM195 173V172H194ZM61 174V175H60ZM100 175V177H97V175ZM105 174L106 178L105 180H103L104 178L102 177V175ZM143 174V173H142ZM187 174V173H186ZM62 176L64 178V180H61L59 177ZM191 175V174H190ZM234 175V174H233ZM198 176V175H197ZM221 175L218 174V179L222 178V177H219ZM192 177V176H191ZM234 177V176H232ZM24 178V179H23ZM18 179V180H19ZM129 179V178H128ZM165 179V177H164ZM194 179H195V176H194ZM225 179V178H224ZM226 179H229V178H226ZM5 180V181H4ZM16 183H20V181ZM120 180V183H121V179ZM184 180V179H183ZM232 180V179H231ZM3 181V182H2ZM133 181V180H132ZM202 181V180H201ZM230 181V180H229ZM6 182V183H4ZM215 182V181H214ZM221 182V181H220ZM156 183V182H155ZM168 182H166L167 184ZM183 183H185L183 181ZM222 183V182H221ZM231 183H233L231 181ZM15 184V183H14ZM165 184V185H166ZM169 184V183H168ZM213 184V183H212ZM252 184V183H251ZM186 185V184H185ZM208 184L207 183H204V187L207 188ZM222 185V184H220ZM14 186V185H13ZM168 185H166L167 187ZM193 186V185H192ZM224 186V184H223ZM19 187H20V184H19ZM161 187V186H160ZM159 187V189H160ZM172 187V186H171ZM189 187V186H188ZM199 187V186H198ZM229 188V187H228ZM156 189V188H155ZM158 189V188H157ZM194 189V188H193ZM214 189V188H213ZM237 189V188H236ZM14 191H16L17 193V189L16 187L14 186V189H12ZM32 190V189H31ZM120 191V192H117V191ZM196 190V189H195ZM201 190V189H200ZM200 190H196V191H200ZM203 190V189H202ZM205 190V189H204ZM211 190V189H210ZM13 191V193H14ZM126 191V190H125ZM129 191V190H128ZM127 191V192H128ZM213 191V190H212ZM211 191V192H212ZM125 192V193H127ZM191 192V191H190ZM206 192V190L204 191ZM210 192V191H209ZM219 192V191H218ZM217 192V193H218ZM9 193V192H8ZM15 193V194H16ZM66 194V196H64L63 194ZM207 193V192H206ZM14 194V195H15ZM196 194V193H194ZM13 195V196H14ZM175 195V194H174ZM213 195V194H212ZM222 196H224L225 194H221ZM16 196V195H15ZM46 196V195H45ZM112 196H115V197H112ZM125 196V197H124ZM163 196V195H162ZM201 196V195H200ZM203 196V195H202ZM215 196V195H214ZM226 196V195H225ZM37 197V196H36ZM48 197V196H46ZM104 197H110V200L108 201V199L105 201V203H108V211L109 213L107 214H103L101 212V209L102 207L101 206V200L102 198ZM157 197V195H156ZM182 197V196H181ZM221 197V196H220ZM220 197L217 199L219 200ZM235 197H237L235 195ZM17 198V197H16ZM15 198V199H16ZM193 198V197H191ZM211 198V197H210ZM224 198V197H222ZM240 198V197H239ZM252 198V197H251ZM37 199V202L39 201V205H44L43 202H45L43 198H36ZM49 199L51 200V198L49 197ZM168 199V198H167ZM195 199V201L197 200L196 198H193ZM216 199V197H215ZM139 200V198H138ZM156 200H158L156 198ZM192 200V199H191ZM209 200V199H208ZM234 200V199H233ZM237 200V199H236ZM5 201V200H4ZM35 201V200H34ZM194 201V202H195ZM204 201V200H203ZM210 201V200H209ZM227 201V200H226ZM230 201V200H228ZM7 202V201H6ZM22 202V201H21ZM41 202V203H40ZM51 202L54 203V206ZM156 202V201H155ZM175 202V201H174ZM197 202V201H196ZM216 202V201H214ZM232 202V201H231ZM36 203V201L34 202ZM47 203V204H46ZM52 207H54V215H51L53 213H48L50 214V216H54L53 218L51 217V219H54L55 217L59 218V213H62L60 211V206L59 204L53 199V201L51 200L50 201ZM159 203V202H157ZM156 203V205H157ZM172 203V202H171ZM176 203V202H175ZM179 203V202H178ZM188 203V202H187ZM203 203V202H202ZM207 203V202H206ZM221 203V202H220ZM230 203V202H229ZM233 203V202H232ZM49 203L48 202H45V205H48ZM219 204V203H218ZM225 204V203H223ZM44 205V206H45ZM49 204L48 207L51 206ZM104 205V204H103ZM134 205H137L136 207ZM160 205V203H159ZM168 205V203H167ZM195 205V204H194ZM210 205V204H208ZM10 206V205H9ZM14 206V205H13ZM25 206V205H24ZM91 206H94L91 208ZM181 206V205H180ZM228 206V205H227ZM27 207V206H26ZM161 207V206H159ZM28 208V207H27ZM26 208V209H27ZM46 208V207H44ZM107 208V207H106ZM162 208V207H161ZM197 208V207H196ZM224 208V207H223ZM235 208V207H234ZM262 208V207H261ZM1 209V208H0ZM17 209V208H16ZM28 209H31V208H28ZM27 209V210H28ZM51 209V207L49 208ZM71 209V208H70ZM104 209V208H103ZM155 209V208H154ZM153 209V210H154ZM170 209V208H169ZM233 209V208H232ZM72 210V209H71ZM167 210V209H166ZM189 210V209H188ZM210 210V209H209ZM73 211V210H72ZM106 211V210H105ZM156 211V210H155ZM185 211V210H184ZM258 211V210H257ZM261 211V210H259ZM52 212V210H51ZM158 212V211H157ZM183 212V210H182ZM220 212V211H218ZM222 212V211H221ZM232 212V211H231ZM27 213V212H26ZM223 213V212H222ZM221 213V214H222ZM234 213V212H233ZM236 213V212H235ZM1 214V213H0ZM28 214V213H27ZM69 214H71L69 212ZM153 214V213H152ZM160 214V213H159ZM184 214V213H183ZM187 214V213H186ZM56 215V216H55ZM73 215V214H72ZM219 217H220V220L222 219L223 220V217L221 218L220 214L218 213ZM19 216V215H17ZM79 216V217H78ZM232 216V215H231ZM230 216V217H231ZM236 216V215H235ZM263 216V215H262ZM74 217V215H73ZM159 217V216H158ZM165 217V216H163ZM229 217V216H228ZM79 218V219H78ZM154 219V217H152ZM166 218V217H165ZM215 218V217H214ZM218 218V217H217ZM225 218V217H224ZM235 218V217H234ZM17 219H20V218H17ZM56 219V218H55ZM226 219V218H225ZM233 219V218H232ZM262 219V217H261ZM1 220V219H0ZM21 220V219H20ZM19 220V221H20ZM219 220V221H220ZM221 220V221H222ZM227 220V219H226ZM54 221V220H53ZM52 221V222H53ZM83 221V222H82ZM218 221V220H217ZM228 221V220H227ZM227 221H224V225ZM49 222V220H48ZM43 223H44V220H43ZM56 223V222H54ZM232 223V221H231ZM231 226H233V224H231ZM234 223V222H233ZM22 224V223H21ZM220 224V223H219ZM222 224V223H221ZM220 224V226H221ZM235 224V223H234ZM24 225V224H23ZM55 225V224H54ZM223 225V224H222ZM228 225V224H227ZM229 225V226H230ZM19 226H21L19 224ZM18 226V227H19ZM219 226V227H220ZM17 227V228H18ZM84 227H86V229H84ZM95 227V229H99L100 231L102 230V233H98L96 235V232H91V229H93ZM151 227V226H150ZM218 227V226H217ZM223 228L225 226H222ZM235 228V226H233ZM25 228V227H24ZM156 228V227H155ZM185 228V227H184ZM227 228V226L225 227ZM6 229V228H4ZM180 229V228H179ZM219 228H217L218 230ZM228 229V228H227ZM231 229L233 230V228L231 227ZM17 230V229H16ZM187 230V229H186ZM222 230H225V229H222ZM2 231V230H1ZM5 232H7L6 230H4ZM24 231V230H23ZM80 231V230H79ZM115 231V230H114ZM113 231V232H114ZM160 231V230H159ZM184 231V230H183ZM3 232V231H2ZM121 234H120V233ZM108 233V232H107ZM119 233V234H118ZM127 233V234H126ZM177 233V232H176ZM193 233V232H192ZM198 233V232H197ZM232 233V232H231ZM1 236H3L2 233H0ZM7 235V233H5ZM51 235V234H50ZM116 235V236H115ZM185 233H179L178 236H175L171 238V241L174 243V248H172L171 246H168V250H170V252H173V256H174V261L175 263H177V260L178 259H191V258H194L195 259L197 258L196 256L201 253L204 254V252H206V245H205V241L204 239L201 237V238H197V237H192L190 234H188L187 236H184ZM190 235V236H189ZM202 235V234H200ZM232 235V234H231ZM5 236V235H4ZM7 237V236H5ZM9 237V236H8ZM12 237V236H11ZM10 237V238H11ZM95 237V239L93 238ZM19 238V237H18ZM4 239V238H3ZM1 237H0V240L1 241H4ZM123 239V238H122ZM160 239V238H159ZM158 239V240H159ZM125 240V239H124ZM127 240V238H126ZM156 240V239H155ZM157 240V241H158ZM56 241L58 244L62 245L61 243V235L60 234H57L56 236ZM166 241V239H165ZM164 241V242H165ZM170 241V240H169ZM109 242V243H110ZM161 242V241H160ZM171 242V243H172ZM132 243V242H131ZM133 243V244H134ZM159 243V242H158ZM166 243V242H165ZM165 243H161L163 245H161V247H163L165 249L166 247V244ZM169 243V242H168ZM18 244L20 245H23V240L17 242L16 244H14V246H18ZM132 244V245H133ZM110 245V244H109ZM170 245V244H169ZM173 245V244H172ZM0 246L3 250H5L4 246L2 245V243L0 242ZM9 246H10V249L9 251L8 250H5L6 251V254H4V258L7 260V263L8 264H16L15 262V258H16V255H15V252H12L13 251V248H15L14 246H12L11 243H9ZM126 246V245H125ZM263 246V245H262ZM156 247V246H155ZM154 247V248H155ZM159 248V247H158ZM166 248V249H167ZM262 248V247H261ZM157 249V247H156ZM107 250V249H106ZM119 250V249H118ZM121 250V249H120ZM123 251V250H122ZM155 251V250H154ZM1 252L3 253V251L1 250ZM114 253V251H113ZM112 253V254H113ZM157 253V251H156ZM168 253V252H167ZM264 253V251H263ZM2 255V254H1ZM106 255V254H105ZM115 255V253H114ZM128 255V259H126V256ZM153 255V254H152ZM14 256V257H13ZM108 256V255H107ZM116 256V255H115ZM118 256V255H117ZM156 256V255H155ZM191 257V258H190ZM2 258V256H1ZM118 258V257H117ZM116 258V259H117ZM3 259V258H2ZM164 259V258H163ZM6 260H3L4 262ZM17 260V259H16ZM154 260V259H153ZM156 260V259H155ZM188 260V259H187ZM193 260V259H192ZM201 260V259H200ZM14 261V262H13ZM63 261V260H62ZM62 261H61V264H62ZM104 261V260H103ZM179 261V260H178ZM183 262V261H182ZM195 264H198V261L194 260L193 261ZM6 263V262H5ZM6 263V264H7ZM66 264H83V263H80V260L78 258L77 255H74V256H68V258L66 259L65 261ZM102 263V262H101ZM104 264V263H103ZM106 264V263H105ZM165 264V263H164Z\"/></svg>",
  "mask_w": 264,
  "mask_h": 264
}]
</instances>
